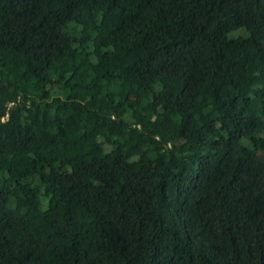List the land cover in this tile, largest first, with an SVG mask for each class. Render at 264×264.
<instances>
[{
  "label": "trees",
  "instance_id": "1",
  "mask_svg": "<svg viewBox=\"0 0 264 264\" xmlns=\"http://www.w3.org/2000/svg\"><path fill=\"white\" fill-rule=\"evenodd\" d=\"M0 264H264V0H0Z\"/></svg>",
  "mask_w": 264,
  "mask_h": 264
}]
</instances>
